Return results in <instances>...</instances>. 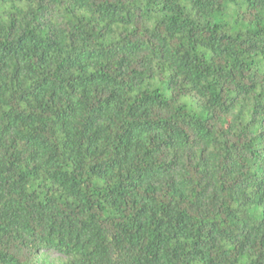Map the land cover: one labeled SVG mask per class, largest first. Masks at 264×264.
I'll use <instances>...</instances> for the list:
<instances>
[{"label":"trees","instance_id":"trees-1","mask_svg":"<svg viewBox=\"0 0 264 264\" xmlns=\"http://www.w3.org/2000/svg\"><path fill=\"white\" fill-rule=\"evenodd\" d=\"M264 264V0H0V264Z\"/></svg>","mask_w":264,"mask_h":264},{"label":"rangeland","instance_id":"rangeland-1","mask_svg":"<svg viewBox=\"0 0 264 264\" xmlns=\"http://www.w3.org/2000/svg\"><path fill=\"white\" fill-rule=\"evenodd\" d=\"M63 261L64 257L55 251H42L38 260L39 263L45 262L48 264H59Z\"/></svg>","mask_w":264,"mask_h":264}]
</instances>
